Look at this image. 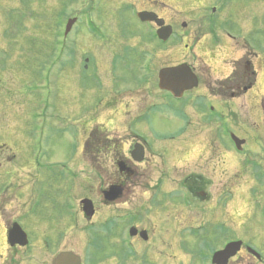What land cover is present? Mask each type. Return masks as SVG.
Listing matches in <instances>:
<instances>
[{"label":"rangeland","instance_id":"obj_1","mask_svg":"<svg viewBox=\"0 0 264 264\" xmlns=\"http://www.w3.org/2000/svg\"><path fill=\"white\" fill-rule=\"evenodd\" d=\"M140 1L0 0V189L12 182L23 189L20 193H26L19 196L22 198H33L31 191L34 188L37 189L35 198L69 200L71 221L75 223L73 200L94 199L100 187L94 171L99 165L98 159L76 154L77 140L85 135V120L87 126L90 125L88 129L98 119L99 123L111 130L112 118L116 113L107 108L113 103L124 100L133 104L135 110L131 113L135 116L141 113L142 104H154L156 106L150 109L149 119L144 123L149 141L153 144L165 138L166 142L160 150L162 153L168 152L167 148L192 151L193 155L186 156L184 163L171 164V167L181 168L178 169L180 172L182 170L181 177L190 172L199 173L207 180L213 179V175L215 177L214 183L207 187L206 192L211 195V200L206 207L194 202L196 207L191 208L194 212H203L194 221L180 218L181 209L171 208L172 214L177 211L174 217L169 214L163 218L161 215L157 218L162 221L151 218L136 226L145 228L147 225L165 238L162 242L163 238L156 237L158 239L153 246L163 247L165 261L173 264H180L181 261L177 259L189 263V256L179 253L196 257L199 255L196 252L208 253L212 247L221 245L227 239L244 241L264 258V113L261 111L262 106L264 112V72L257 81L256 89L241 99L208 95V90H204L207 78L198 70L203 68L198 67L203 63L199 62L200 59L194 62L197 60L194 53L198 56L214 54L215 38L221 36L219 31H211L203 38L204 32L196 36L192 43L188 42L192 32L199 27L194 21L197 20V12L188 6L189 0H185L186 6L181 7L177 4L179 0H172L169 2L171 10L169 13L165 11V14L169 21L177 19L176 31L184 40L157 48L148 41L153 31L137 20L135 12L125 10L126 6L141 10L143 5ZM256 5L261 6L262 10L257 11L255 16ZM228 11L227 31L257 47L256 52L264 62V0H231ZM245 14L252 18L254 15L257 23L243 31L239 21ZM75 17L79 19L77 24L64 37L67 19ZM183 22L187 23L186 29L181 26ZM185 33L189 34L187 39L183 37ZM199 38L203 39L195 45L194 52L191 48L186 49L185 45H192ZM132 48L140 59L133 51L129 53ZM233 53L226 51L223 56L236 59L238 55L234 56ZM146 54L149 56L145 62L152 63L153 76L151 68L143 71L146 66L140 62ZM257 61L259 63L255 60V64L261 72L258 57ZM183 62L196 66L203 87L187 94L186 99L191 96L195 102L200 95L198 103L203 106L199 110L204 109L205 114L214 121L212 124L201 121L193 105H188L187 111L181 110L186 100H171L163 93L158 97V70ZM145 77L152 81L146 83ZM188 114L190 119L186 116ZM233 132L245 141L246 155L239 157V153L232 152L235 150L230 138ZM155 144V147L161 145ZM223 151L229 155L226 156L228 159L223 158L225 162L222 167L216 172L208 170L209 158L223 155ZM198 156L201 158L198 159ZM215 160L218 161L216 157ZM107 162L111 165L112 159L107 158ZM157 162L155 165L159 164ZM173 176L175 174L171 179ZM158 178L159 175L155 173L152 186ZM221 182L226 183L227 187L218 190ZM175 183L172 179L166 187L177 190ZM227 190L226 212L229 219L223 224L222 217L221 221L212 220L215 215L222 214L223 209L220 207L211 211L210 206L214 207ZM147 198L145 196L144 200ZM1 208L2 203L0 213ZM182 214L187 215L186 212ZM175 215H178L177 219ZM112 216V210H102L101 216L93 220V223L96 222L93 225L103 224ZM85 225L91 229V223L87 220L80 223L79 229H72V242L78 244L79 249L83 248L82 241L89 246L91 237L94 238L88 229L82 231ZM167 229V235L162 236ZM171 229L178 231L176 237L170 235ZM115 238L113 236L110 243L104 245L100 253L102 264L114 263L111 256L117 251L112 247L120 243ZM140 246L143 247V244ZM139 252L142 253V250ZM174 255L175 262H171ZM1 256L0 219V264Z\"/></svg>","mask_w":264,"mask_h":264},{"label":"flooded vegetation","instance_id":"obj_2","mask_svg":"<svg viewBox=\"0 0 264 264\" xmlns=\"http://www.w3.org/2000/svg\"><path fill=\"white\" fill-rule=\"evenodd\" d=\"M171 1L141 0L140 2L143 5L141 10L132 9V6H126L127 9H125L127 11L130 9V12L137 14L141 12L155 14L159 19L164 20L166 26L172 27L173 33L170 40L168 42H161L156 35L158 28L155 23L144 24L148 27V30L151 29L153 31L150 32V40L148 41L151 44L154 43L157 48H165L168 44L176 40H180V42L184 40L180 32L176 31L175 21L177 19L169 21L165 14V11L169 13L171 10V6L169 5ZM189 1L188 6L193 7L197 12L195 13L197 20L194 21L198 23L199 27L196 32H192L188 42L192 43V40L196 36L203 35L204 32L206 34L203 35V38L207 37V34L211 31H219V34H221L220 38H215L217 43L215 44L216 49L214 54L198 56L194 53L197 59L194 62H198V59H200L199 62L203 63H199L200 65L198 67L203 68L198 70L202 75L205 74L207 78L204 81V90H208L207 94L214 97L221 96L229 98L230 96V100L241 99L243 96L248 95L252 90L256 89L257 81L261 73L264 72V62L256 52L257 47L252 46L246 41H241L239 36L227 31L228 28L226 27L229 26L227 20L230 17L228 10L231 7V0ZM184 3L185 0H179L177 2L179 7L184 6ZM260 10H262V7L256 5L254 15L256 16L257 11ZM254 15L252 18V16L250 17L245 14L243 19L239 21V26L243 31L246 28L256 26L257 18ZM181 26L183 29H186L187 23L183 22ZM254 30L255 34L258 35V29L255 28ZM187 36L189 37L187 33L183 35L186 39L188 38ZM202 39L199 38L192 45L191 43L190 45H185L186 49L189 50L191 48L193 50L195 45L202 41ZM132 51L140 59V55L133 48L129 50V53ZM226 51L234 52L233 55H238V57L236 59H226L223 56V52ZM240 52H243V54L241 55ZM147 56L149 55L142 56L143 61L140 62L146 66L144 67L145 69L143 68V71L151 68L153 76L152 63L150 61L145 62ZM257 57L261 62L259 65L262 68L261 72L258 71V67L255 64V60L256 63H259ZM85 62L88 63L89 60L86 59ZM182 65H187L196 77L198 86L191 91L184 92L181 99H176L170 92L160 87L159 74L162 70L173 69ZM85 67L86 70L88 65ZM198 70L196 66L194 67L187 62L169 65L159 69L157 72L158 97L159 94L163 93L171 100L181 102L186 100L181 110L187 111L186 107L193 105L198 110L200 120L212 124L214 121L205 114L204 109L199 110V107L203 106L202 103H198L200 95L195 102L190 98L191 96L186 99L187 94L197 91L202 87L201 76ZM148 80L150 79L147 77L145 79L146 83ZM117 101L115 100V102ZM189 101H192V104H188L190 103ZM262 101L259 102V106H261ZM155 106L154 104L149 106L142 104V108H140L142 110L141 113L135 116V114L131 113V111L135 110L133 104L125 103L124 100L113 103L107 108V110H114V114L116 113L115 118H112L111 130L107 128V125L99 123L98 119L94 122L96 124L91 129H88L90 125L87 126L85 120V124H83L85 135L82 136V139L78 138L77 140L78 147L77 145L76 147L78 150H76V154L79 153L80 156L85 158L94 156V158L98 159L99 165L94 171L100 187L94 199L86 197L80 200H73L75 223L71 221L72 207L69 200L35 198L37 189L34 190V188L31 191V195L34 196L33 198H22L19 196H25L26 193H20L23 189L16 187V184L12 182L4 184L1 187L2 264H56L62 255L67 254L74 256L72 264H102L103 259L100 251L103 243L97 240L99 235H93L94 230L103 239L105 237L107 238L110 234V238L115 236V241L119 240V245L114 244L113 246V249L115 248L117 251V254L113 255V264H173L165 261L163 247L153 246V243L156 244L158 239L156 237L161 236L153 228L150 230L147 225H145V228H138L137 226L141 222L150 221L151 218H157L161 215H163V218L169 214L174 217L177 211L172 214L170 211L173 209L171 208H174V210H182H180V218L186 217L190 221H194L203 212H194L191 208L196 207L194 202H199L206 207L205 205L211 200V195L206 192L207 187L214 183L215 175H213V179L209 180L202 177L199 173L193 172L181 177L182 170L181 172L178 171L181 168H177L174 165L171 167V164H176L177 162L184 163L186 161L185 157L193 155V153L192 151L182 152L171 148H167L168 152L164 151L162 153L160 150L163 143L166 142L165 138H162V140L158 139L155 142L156 144H152L149 141L147 129H144V123L149 119L150 109ZM261 111L264 113L262 106ZM186 116L190 119L189 114ZM204 116L208 120H205V118L202 119ZM158 143L161 145L155 147L154 144L157 145ZM186 148L191 147L188 146ZM226 153V151L222 152L225 156L217 154L215 157L218 161L215 160V157H211V160L209 158V163L207 164L210 167L208 170L216 172L219 167L221 168L223 162H225L223 158L229 155ZM247 153V147L245 146L244 151L239 152V157ZM176 155H180V157ZM212 156L214 155L212 154ZM109 157L112 159L111 165L107 162V158ZM200 158L198 156V159ZM103 159H106V161H103ZM156 162L160 166L159 164H157L158 166L155 165ZM155 173L159 175V178L152 186L151 180ZM172 174H175L172 179L177 184V190L166 187L169 181L172 180ZM209 181L211 182L209 183ZM218 186V190L225 189L227 184L221 182ZM113 190H118V192L114 194L113 200H108L106 194L111 193ZM25 191H28V189H25ZM145 196H148V198L144 200ZM228 196V190L226 192L224 191L220 196V201L214 207L210 206L211 211L219 210L220 207L221 210L223 209L222 214L215 215L212 220L221 221L222 217V223L225 224L229 219L228 213L226 212ZM84 199H89L94 203L95 215L88 221L91 223V229H88L90 227L86 225L81 229L85 232L88 229V232L91 234L90 236H94L95 238L90 240L89 246L87 244L85 246V242L82 241L84 243L83 248L79 249L78 244L72 242V229L73 231L74 229H79L80 227L78 226L80 223L87 220L82 206ZM105 209L112 210V218L106 220L103 224L93 225L96 223H93V220H97L101 216V211ZM168 211L169 213L167 214ZM183 212H186L187 215H183ZM177 217L178 215H175L176 219ZM134 229L137 230V234L132 235ZM151 231L154 232L150 233ZM168 231L169 229L164 232L162 231L163 233L161 232V235L166 236ZM142 232L146 233L147 239L141 236ZM170 233L171 236L176 237L178 231L171 229ZM164 239L161 241L163 242ZM230 242L228 239L226 242H222L221 245L212 247L208 253L196 252L199 254L196 257L179 253L180 255L189 256L190 259L189 263L182 259H177V261H181L180 264H215L214 255L222 251ZM142 244L143 247L140 246ZM249 248L250 246L244 242V246L240 252L226 264H264V260H259ZM139 250H142V253ZM175 258L176 256L174 255L171 262H175ZM254 260L257 262L255 263ZM67 264L71 263L68 262Z\"/></svg>","mask_w":264,"mask_h":264},{"label":"water","instance_id":"obj_3","mask_svg":"<svg viewBox=\"0 0 264 264\" xmlns=\"http://www.w3.org/2000/svg\"><path fill=\"white\" fill-rule=\"evenodd\" d=\"M138 17L144 23L146 22L156 23V25L159 27L157 34L162 41L166 42L172 36L173 33L172 27L164 26L165 23L164 20L158 19V17L155 14L143 12L140 13ZM76 21H77L76 19H73L68 22L66 28V35L71 31ZM159 76H160V87L172 93L176 98L182 97L184 92L188 90H192L193 88H196L198 86L196 77L192 74V72L186 65H182L173 69L162 70ZM233 140L235 141L239 149L244 144L243 141L237 140L235 137H233ZM117 192L118 190H113L111 193H107L106 198L108 200H113L114 194H116ZM82 204L86 217L89 220H91L95 214L93 203L90 200H84ZM135 234H137V231L134 229L132 235ZM141 236L144 239H147L145 232H142ZM241 246H242L241 242L230 244L229 246H227L225 251L219 252L215 255L214 263L226 264L230 258L234 257L240 251ZM253 253L260 259V256L256 252ZM73 258H74L73 255H68V254L62 255L57 260L56 264H67L68 262L72 264L74 260Z\"/></svg>","mask_w":264,"mask_h":264},{"label":"trees","instance_id":"obj_4","mask_svg":"<svg viewBox=\"0 0 264 264\" xmlns=\"http://www.w3.org/2000/svg\"><path fill=\"white\" fill-rule=\"evenodd\" d=\"M94 235H99V237L97 238V240L98 241H101L103 243L104 239L100 237L101 235L99 233H94Z\"/></svg>","mask_w":264,"mask_h":264}]
</instances>
